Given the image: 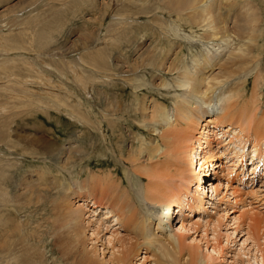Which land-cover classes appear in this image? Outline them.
Listing matches in <instances>:
<instances>
[{
    "label": "rangeland",
    "instance_id": "obj_1",
    "mask_svg": "<svg viewBox=\"0 0 264 264\" xmlns=\"http://www.w3.org/2000/svg\"><path fill=\"white\" fill-rule=\"evenodd\" d=\"M207 1L219 7L220 18L228 20L234 0ZM235 1L239 8L245 2L252 5L259 18L258 39L264 47V0ZM162 3L161 0H0V264H78L79 257L86 253L98 264H117L115 258L120 256L122 243L116 240L110 243L112 232L133 238L130 227L123 223L111 225L116 224L113 217L99 226L94 220L102 218V213L98 211L93 221L83 213L82 240L74 249L76 232L67 215L78 204L75 200L89 196L99 204L111 206L114 214L121 212L118 210L122 203H129L128 210L121 212L125 220L132 207L137 206L136 219H143L142 209L138 212L142 203L136 197H127L125 201V194L121 198L115 195L124 191L128 195L126 190L133 189V183L154 179V170L161 163L153 149L163 143L152 131L151 100L163 101L162 107L172 113L175 92L170 89L172 85L157 88L169 82L170 77L163 81L145 58L147 51L156 49L157 43H166L161 35L157 43L153 39L152 28L157 26L162 31L161 25L173 20L160 9ZM232 15L236 16L234 12ZM184 30L186 33L178 32L189 36L201 33L196 28L194 32L188 27ZM120 34L125 42L135 39L137 42L120 52L115 49ZM168 34L179 39L175 32ZM182 40L179 44L183 46L178 44V48L188 55L185 62L191 60L190 54L205 49L204 44L196 42V47L191 48L193 52L187 51L188 41ZM254 51L260 56L261 69L259 76L254 72L249 77L247 99L254 96L260 116L264 110V49L261 53ZM119 57L126 64H121ZM256 82L258 86L254 85ZM228 139L226 136L221 141L225 144ZM52 146L69 151L64 158H69L66 165L62 161L64 156L51 151ZM246 146L251 151L252 145ZM235 151L238 149L232 153ZM228 152L225 155L231 158L232 153ZM252 154V151L247 154L243 171L238 161L234 162L236 158H231L225 169H218L220 175L208 174L202 185L206 184L209 191L206 196L211 201L210 210L205 211L208 213L205 216L200 215L201 224L183 234L187 247L202 246L204 258L209 253L205 252L204 242L198 243L201 235L206 234L204 241L210 242L208 250L214 246L213 236H218L227 257L215 264L252 263L251 259L260 257L259 251L264 250V166L253 174ZM41 169L46 176L42 180L48 187L34 175ZM135 171L143 172L141 177L145 179L141 180ZM92 175L112 181L110 186L103 182L104 187L112 189H107L113 193L111 198L92 185ZM26 178L38 180L39 185L35 186L42 189L26 190L23 185ZM209 181L219 186L216 196ZM113 184H119V191H115ZM64 197L69 202L62 203ZM82 208L92 211V207ZM176 215L170 218H174L173 222L179 219L175 224L181 218ZM106 225L111 226L107 229ZM138 251L128 264H168L152 249L147 253L143 248ZM186 254L176 256L178 264H186Z\"/></svg>",
    "mask_w": 264,
    "mask_h": 264
},
{
    "label": "bare ground",
    "instance_id": "obj_2",
    "mask_svg": "<svg viewBox=\"0 0 264 264\" xmlns=\"http://www.w3.org/2000/svg\"><path fill=\"white\" fill-rule=\"evenodd\" d=\"M161 2L163 3L160 9L163 12H168V18L173 20H171L172 23L162 24V31H159L156 25L152 28L155 30L154 42L157 43L161 35L166 43H157L156 49L147 51L145 58L159 73V77L163 81H165V77H170L169 82H164L157 88L172 85L170 89L175 92L172 113L162 107L164 106L163 101L159 103L158 99L151 100L154 107L151 110L152 115L150 117L153 123L152 131L159 135L163 143L160 144V147L159 144L154 146L153 149L159 154L161 163L159 168L154 170V179H149L143 184L133 183V189L126 190L128 195L124 193L125 191L115 195L121 198L125 194V201H128L127 197H136L138 203H142V208H138L140 209L138 212H141L142 209L143 219H136L137 206L133 205L132 209H129L131 213L128 212L126 220L121 216V212L124 213L123 211L128 208V205L130 207L127 202L119 206L120 210L118 211H121L119 214H114L111 206L107 207L99 204L97 200L89 199V196H81L78 200H75L78 204H75V209L68 213L67 221L69 225L71 224L76 229H74L76 234L73 237L74 249L81 244L80 228L83 213L88 214L92 221L94 216L98 215V211L102 213V218L94 220L99 222V226L104 221L115 218L113 220L116 224L111 225H121L123 223L125 226L130 227L134 233L133 238L119 236V234H113L114 232H112L113 239L110 243L115 240L122 243L120 256L115 258L117 264H128V261L136 256L138 250L142 248L146 250L145 253L148 250H154L160 254L163 260L166 259L168 264H178L177 260L179 259L176 256H182L184 252L188 253L186 254V264H215V261H226L224 258L227 257L218 236H213L214 246L211 250H208L211 247L209 246L210 242L204 241L207 237L206 234L201 235V240L198 243L204 242L205 252L209 253L205 258L201 254L202 246L196 244L189 248L182 239L184 233L192 232L194 226L201 224L202 217L200 215H204L207 213L206 210H210L209 204L211 201L206 196L209 191L206 190V184L202 185L208 174L220 175L221 172L218 169H225L226 163H229L232 160L231 158H236L234 162L238 161L243 171L246 167L245 159L251 151L253 153L251 158L252 173L255 174L259 168L264 166V110L259 116V109L257 105V107L255 106L254 96L247 99L250 84L249 77L254 72L256 77L259 76L261 69L260 56L255 55L254 50L261 53L264 49L258 39L259 18H257L255 10L248 2L242 4L239 8L234 0L228 13V20L220 18L222 14L218 9L219 7L217 8L215 4H209L207 0H161ZM232 12L236 14L235 17L230 16ZM229 20L230 24L227 25ZM187 27L191 32L196 28L201 33H195L196 36H189L190 34H185L184 30ZM155 28H158V36H156L158 32ZM180 30L185 33L180 34L178 32ZM169 31L175 32V36L181 41H183L182 39L188 41L189 50L187 51L193 52L191 48L196 47V42L204 44L202 47H205V49H200L198 54L197 52L193 55L190 54L191 60L185 62L184 58L188 55L182 51L183 48H178L179 45H183L179 44V39L170 38ZM118 41L119 45L115 49L120 52L121 50L125 52L127 47L130 48L137 42L136 39L125 42L121 34ZM207 45H212L215 49H210ZM214 45L217 47H214ZM119 59L121 64H126L127 61L123 60L124 62H122V58L119 57ZM254 85L258 86V83L256 82ZM177 89H180V91H177ZM107 99L106 101H108ZM226 136H229V141L223 144L224 140L221 141V139H226ZM238 141L245 144L237 143ZM217 143L223 145L216 146ZM247 144L252 145L251 151L248 150ZM224 147L226 148L222 150ZM236 149L238 151L232 153ZM51 151H54V155H57L58 152L64 156L62 161H64L63 165H66V160H69V158L64 159L67 150L52 146ZM241 151L244 153L240 154ZM226 152H228L227 154L232 153L231 158L225 155ZM231 164L232 167L233 163ZM205 169L207 171L203 174ZM41 170L40 173L37 172L34 175L48 187V184L42 180L46 179V176H44L45 171ZM136 173L137 171L134 172V174ZM142 174L143 172H140L136 175L143 180L145 178L141 177ZM92 176L94 180H92V185L102 190L101 193L104 191L110 197L111 192L108 191L111 188L106 186L105 188L103 184H111L112 181L108 177L107 179L103 177L100 179L98 175ZM29 178H26L23 184L26 190L29 189L35 192L42 189L35 186L39 185L38 180L33 181L34 178ZM208 184L212 188V194L216 196L219 186H213L210 181ZM114 187L117 189L115 191H119V184L114 185ZM92 191H95V189ZM67 199L65 197L61 198V202L64 204L69 202ZM204 203L205 206H202ZM83 206L87 207L86 209L92 207L91 213L84 211ZM162 208H165V213H162ZM174 213L177 214L176 216H181L177 224L175 222L179 219H175V222H173L174 218L170 219L174 216ZM195 218L198 220L194 221ZM207 224L208 222H206ZM110 226L106 225L105 227L108 229ZM193 241L196 242L195 239ZM259 252L260 257H254L251 259L252 263L248 264H264V250ZM144 258L147 259L148 257L144 256ZM78 264L98 263L86 253L79 257Z\"/></svg>",
    "mask_w": 264,
    "mask_h": 264
}]
</instances>
